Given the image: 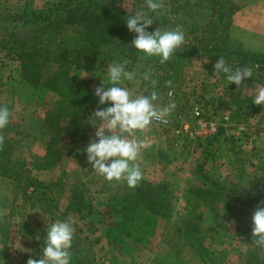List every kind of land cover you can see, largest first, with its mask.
I'll list each match as a JSON object with an SVG mask.
<instances>
[{"label": "rangeland", "instance_id": "374dc122", "mask_svg": "<svg viewBox=\"0 0 264 264\" xmlns=\"http://www.w3.org/2000/svg\"><path fill=\"white\" fill-rule=\"evenodd\" d=\"M59 1L0 0V26L12 22L13 16L25 9L40 11ZM186 1L192 10L172 11V4H185ZM195 1L198 2L160 0L162 7L152 12L147 8V0H116L126 12L143 10L151 17L164 15L170 18L165 29L178 28L184 33V42L179 47L205 45L214 41L211 38L219 36L228 49L253 51L264 56V0H228L225 9L203 0L199 9L193 10ZM220 10H224V14L218 19L216 14L222 13ZM1 36L0 42L4 40ZM114 58L111 48H102L91 69L72 67V73L88 80L94 91L102 80L105 87L110 86L107 80L109 65L127 61L125 69L134 73V79L123 81V86L133 95L155 91L157 99L153 103L158 108L172 105L166 125L152 121L148 128L133 133L146 142L137 156L142 179L135 187H129L123 180L105 179L86 159L83 148L90 138H94V127L102 123L93 111L106 106L99 105L96 96L87 110V127L79 138L71 140L63 149V152L70 149V154L53 169L40 168L39 161L45 154L44 134L40 127L45 111L58 97L51 91L41 95L28 84L21 77L19 61L0 43V105L9 109L13 157L24 175L50 182L49 188L31 193L24 191L25 186L0 176V264H26L29 258L39 259L46 223L71 218L75 228L73 237L82 239L88 234L87 216L82 219V213L72 210L64 214L70 199L92 204L93 221L101 222L107 217V204L115 196L135 190L142 180L169 183L174 191L172 218L159 220L145 249L128 240L109 242L103 237L88 252L90 264H201L175 231L183 217L184 189L198 178V164L203 163L202 170L237 192L264 191V104L253 103L256 89L264 86L263 67L257 68L253 61L243 57L227 56L225 61L235 66L233 68L252 69V76L237 86L225 75L217 77L213 72L216 58L199 52L183 62L170 84L166 82L163 69L142 52L138 57L120 56L118 62ZM239 86L243 97H251V106L239 107L230 102L229 93L236 94ZM220 98H225L228 103L220 105ZM211 123L216 128L214 132L207 128ZM220 128L224 133L214 137ZM230 220L226 223L227 232L220 231L219 241L213 245L216 255L223 264H245L248 245L243 225ZM100 234L101 231L91 237ZM75 243L76 238H73L72 244ZM81 243L70 251L80 249Z\"/></svg>", "mask_w": 264, "mask_h": 264}, {"label": "trees", "instance_id": "16d2710c", "mask_svg": "<svg viewBox=\"0 0 264 264\" xmlns=\"http://www.w3.org/2000/svg\"><path fill=\"white\" fill-rule=\"evenodd\" d=\"M202 2H193V10L199 9ZM208 2L225 9L228 0ZM189 6V1L185 4H172V11L189 12L192 10ZM220 11L222 13L218 11L216 14L218 19L224 14V10ZM134 12L124 11L116 0H60L40 11L25 9L15 14L12 22L0 26V35L4 37L1 46L19 61L21 77L41 95L51 91L58 97L45 111L40 127L45 143V154L39 161L40 168H55L71 152L70 149L63 152L65 146L74 138H79L87 127L85 119L95 97L94 91L89 81L72 73L71 68L91 69L105 47L112 49L117 62L120 56L128 58L140 54L130 44L135 33L130 32L124 22ZM152 19L149 31L156 27L165 29L170 18L160 15ZM211 39L214 41L205 45L192 44L176 48L164 62L156 56L148 57L163 69L167 76L166 82L170 84L172 76L182 67L183 62L199 52L209 53L216 59L220 56L224 59L227 56L243 57L253 61L257 68L264 69L263 54L228 49L219 36ZM228 96L230 102L233 101L239 107L252 105L251 97L245 98L241 94V86L236 94L229 93ZM219 103L228 102L220 98ZM10 129L9 122L0 128V176L12 179L16 185L25 186V192L33 193L41 188H49L50 182L22 173L19 163L13 157ZM223 133L224 129L220 128L213 136L218 137ZM202 165L198 164L196 169L198 178L184 189L185 206L182 220L176 225V233L187 243L201 264H223L213 245L216 240L219 241L217 236L220 231L227 232L226 223L234 219L243 225L245 232L244 239L248 245L245 264H264V248L259 247L256 238L251 235V216L258 203L264 201V191L237 192V189L228 188L213 179L202 170ZM173 198L174 191L168 182L142 180L135 190L115 196L107 204V217L102 218L101 222L93 221L95 215L92 204L70 199L64 214L72 210L82 213V219L87 216L85 225L88 229V234L82 239L73 237L76 243L71 248L77 247L80 241L83 243L80 249L71 252V264H90L88 252L103 237L109 242L128 240L139 248H147L150 234H153L159 220L172 218ZM99 231L102 234L91 237V234Z\"/></svg>", "mask_w": 264, "mask_h": 264}, {"label": "clouds", "instance_id": "9594fccd", "mask_svg": "<svg viewBox=\"0 0 264 264\" xmlns=\"http://www.w3.org/2000/svg\"><path fill=\"white\" fill-rule=\"evenodd\" d=\"M160 0H147V8L152 12L160 9ZM127 29L135 33L130 44L146 56L159 57L161 62L170 58L176 48L184 42V33L177 29H155L149 31L153 19L143 10L127 16L124 19ZM127 61L114 63L107 68V80L95 87L94 95L98 97L99 107L93 112L101 121L95 126L94 138L84 146L83 152L90 167L105 179L123 180L129 187H135L142 179V171L137 163V156L146 142L133 135L138 130H144L155 120H162L170 112L172 105L158 108L154 105L157 93L136 94L123 86V81L134 79V73L125 69ZM213 72L219 77L225 75L230 83L237 86L252 76L250 67L229 65L224 57H218L213 64ZM253 103L264 104V86L256 89ZM9 109L0 105V128L9 122ZM127 133L128 135H124ZM74 221L71 218L46 223L44 231V246L39 253V259L29 258L26 264H71V247L74 235ZM251 235L256 244L264 248V201L251 216Z\"/></svg>", "mask_w": 264, "mask_h": 264}, {"label": "built area", "instance_id": "2783aa9c", "mask_svg": "<svg viewBox=\"0 0 264 264\" xmlns=\"http://www.w3.org/2000/svg\"><path fill=\"white\" fill-rule=\"evenodd\" d=\"M154 123H157L158 125H166L168 123V119L164 117L162 120H153ZM207 128L211 131L214 132L216 131L215 126H213V123L209 124Z\"/></svg>", "mask_w": 264, "mask_h": 264}]
</instances>
